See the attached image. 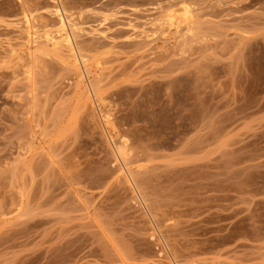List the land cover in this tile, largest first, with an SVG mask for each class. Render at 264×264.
Wrapping results in <instances>:
<instances>
[{
    "label": "rangeland",
    "instance_id": "rangeland-1",
    "mask_svg": "<svg viewBox=\"0 0 264 264\" xmlns=\"http://www.w3.org/2000/svg\"><path fill=\"white\" fill-rule=\"evenodd\" d=\"M0 264H264V0H0Z\"/></svg>",
    "mask_w": 264,
    "mask_h": 264
},
{
    "label": "bare ground",
    "instance_id": "bare-ground-1",
    "mask_svg": "<svg viewBox=\"0 0 264 264\" xmlns=\"http://www.w3.org/2000/svg\"><path fill=\"white\" fill-rule=\"evenodd\" d=\"M64 8V7H63ZM66 9V8H65ZM61 8L59 9L58 7H52V10H49V12L53 15H55L58 20H57V25H58V28L57 31H58V35L56 37H50L51 39H54L56 40V44H60L61 42H67L69 45H70V36H69V33L66 31L67 29L65 28V23H64V20L61 16V13H63V11ZM62 10V11H61ZM66 12V11H65ZM64 12V13H65ZM66 16H68V13L66 14ZM65 17V16H64ZM70 22V21H69ZM73 25V23H72ZM72 31H75V30H72ZM72 34V33H71ZM76 36V35H75ZM73 35V37H75ZM58 40V41H57ZM82 54V53H81ZM84 56V55H83ZM83 58V57H82Z\"/></svg>",
    "mask_w": 264,
    "mask_h": 264
}]
</instances>
